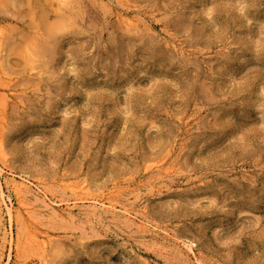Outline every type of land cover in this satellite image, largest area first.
Segmentation results:
<instances>
[{"label": "rangeland", "instance_id": "1", "mask_svg": "<svg viewBox=\"0 0 264 264\" xmlns=\"http://www.w3.org/2000/svg\"><path fill=\"white\" fill-rule=\"evenodd\" d=\"M0 144V264H264V0H0Z\"/></svg>", "mask_w": 264, "mask_h": 264}, {"label": "bare ground", "instance_id": "2", "mask_svg": "<svg viewBox=\"0 0 264 264\" xmlns=\"http://www.w3.org/2000/svg\"><path fill=\"white\" fill-rule=\"evenodd\" d=\"M1 145V144H0ZM10 184H11V186H12V189H13V192H14V194H15V197L18 199V205H19V207H23V210L25 211V214L27 215V210H28V207L22 202V200L20 199L21 198V196H22V194L24 195V193L26 192L25 190H29V189H32V188H30V185H28V184H26L24 181H15V179H11L10 180ZM70 188V187H69ZM73 188V187H72ZM76 188V187H75ZM75 190V189H74ZM37 193V192H36ZM39 193V192H38ZM42 197H43V202H45V204L47 203V205L48 206H52V203L49 201V200H47V196H46V194L45 193H43V195H42ZM24 200V199H23ZM46 201H48V202H46ZM93 201V200H92ZM93 202H95V201H93ZM98 203H100V202H98ZM108 203V202H107ZM111 203V202H110ZM110 203H108V204H104V203H102L101 205H103V206H108V207H111L112 205L110 204ZM68 206V205H67ZM76 205L75 204H73L72 206H68V208H73V207H75ZM98 206V205H97ZM91 207L94 209V208H96V205H95V203L94 204H92L91 205ZM20 209H22V208H20ZM16 210V209H15ZM18 210V209H17ZM55 210V209H54ZM18 212V211H17ZM55 212V211H54ZM21 214H24V212L21 210V212H20ZM7 214H8V216L10 217V218H12L13 217V209L11 208V207H7ZM18 214V213H17ZM59 214V213H58ZM61 215V214H60ZM123 215L124 216H126V218H128V219H130L132 216H131V213L129 212V211H127V210H124L123 211ZM57 216V215H56ZM59 217V216H58ZM32 241H38V239L36 238V235H34L33 236V240ZM48 243H50V239H49V237L45 234L44 235V238L43 239H41L40 240V246H42V247H46V246H48ZM45 250V249H44Z\"/></svg>", "mask_w": 264, "mask_h": 264}]
</instances>
